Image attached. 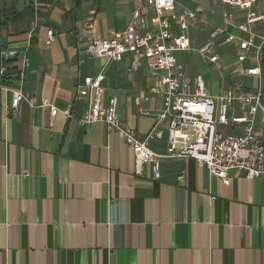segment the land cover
<instances>
[{"label":"crops","instance_id":"0c3cea01","mask_svg":"<svg viewBox=\"0 0 264 264\" xmlns=\"http://www.w3.org/2000/svg\"><path fill=\"white\" fill-rule=\"evenodd\" d=\"M135 4L0 0V51H16L5 62L18 63L24 50L29 59L23 80L13 67L0 85L59 109L69 105L73 114L51 120L48 108L22 103L9 115L11 93L0 89V264H264L263 177L232 170L224 185L184 157L163 159L154 178L148 164L136 171L121 134L102 122H76L88 105L74 100L77 85L102 72V103L116 95L119 119L140 137L153 127V116L142 113L155 112L158 99L135 101L150 83L145 67L128 72L130 55L114 62L84 52L87 23L108 37L126 26ZM49 29L54 40L45 45ZM252 30L264 35V23ZM233 56L232 46L223 48V72L213 70L217 90L239 78L231 73ZM261 69L264 79V52ZM248 84L256 87V79ZM149 146L164 153L166 133Z\"/></svg>","mask_w":264,"mask_h":264},{"label":"built area","instance_id":"2783aa9c","mask_svg":"<svg viewBox=\"0 0 264 264\" xmlns=\"http://www.w3.org/2000/svg\"><path fill=\"white\" fill-rule=\"evenodd\" d=\"M136 4L126 26L102 37L92 32V25H85L88 34L84 52L90 58L121 62L126 55L131 59L128 72L141 67L147 70L150 83L135 97L137 104L149 97L158 99L152 115L154 125L143 137L125 125L117 114V96L110 95L102 103L104 91L101 85L105 78L102 72L86 76L77 85L74 100L88 99L86 111L76 119L80 126L102 122L107 131L122 135L132 149L137 172L150 165L153 177L159 175V165L166 158H192L204 165L210 176H215L224 185L230 182L229 172L235 170L252 180L264 178V87L261 63L264 52V35L254 32L253 25L264 23V10H258L260 0H194L197 4L206 1L219 4L218 23L206 25L205 9L201 6L188 8L183 0H135ZM224 8V9H223ZM213 13V10L210 11ZM238 12L241 18L237 19ZM215 13V12H214ZM227 27L236 31H228ZM54 40L52 30H47L44 44ZM234 49V67L231 73L239 78L212 94L201 74L190 75L186 66L177 61L175 52H196L201 62L211 70L223 72V48ZM16 55L13 49L0 51V77L15 74L23 80L24 70L29 65L26 50L16 64L5 59ZM247 60L252 65L245 66ZM256 79L252 88L248 80ZM4 92L11 93L6 113L15 116L19 106L46 107L51 120L61 113L73 117L71 107L57 108L47 98L38 100L34 95L19 88L0 85ZM166 133L167 147L164 153L149 146L151 139H161Z\"/></svg>","mask_w":264,"mask_h":264},{"label":"rangeland","instance_id":"374dc122","mask_svg":"<svg viewBox=\"0 0 264 264\" xmlns=\"http://www.w3.org/2000/svg\"><path fill=\"white\" fill-rule=\"evenodd\" d=\"M183 4L188 8H194L195 6L201 5L207 8L205 10V20L207 27H214L218 23V14L220 7L216 4L207 5L206 2L202 1L200 3H196L194 0H183ZM213 10V13L210 11ZM215 11V13H214ZM206 28V27H205ZM178 62L184 64L186 66V71L188 72H198L201 74V77L208 89L211 90L212 94H217V82L214 79V72L208 67L206 64H202L200 61V57L196 52H175L174 53ZM263 87H264V79H263Z\"/></svg>","mask_w":264,"mask_h":264}]
</instances>
